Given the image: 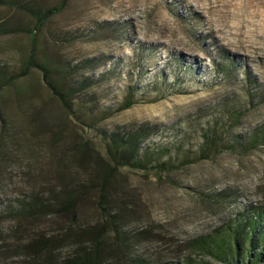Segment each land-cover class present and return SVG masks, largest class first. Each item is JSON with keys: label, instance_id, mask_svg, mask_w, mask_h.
Masks as SVG:
<instances>
[{"label": "rangeland", "instance_id": "obj_1", "mask_svg": "<svg viewBox=\"0 0 264 264\" xmlns=\"http://www.w3.org/2000/svg\"><path fill=\"white\" fill-rule=\"evenodd\" d=\"M64 1H0V70L32 52L46 68L0 93V264H219L192 242L264 211V141L247 146L264 125V0H68L42 24L24 9ZM46 77L95 81L77 96L81 121ZM139 127L172 169L112 164L104 133ZM65 189L86 192L20 215L19 199Z\"/></svg>", "mask_w": 264, "mask_h": 264}, {"label": "trees", "instance_id": "obj_2", "mask_svg": "<svg viewBox=\"0 0 264 264\" xmlns=\"http://www.w3.org/2000/svg\"><path fill=\"white\" fill-rule=\"evenodd\" d=\"M67 1L68 0H65L64 3L57 8L40 9L25 4L24 9L36 19L38 23L42 24L52 18L56 13L60 12L65 7ZM3 29V25H0V32H2ZM33 46H35V40H33ZM37 66L46 71V68L37 64L34 52H32L28 57L26 65L20 71L6 73L0 70V93L10 87V85H14L16 82L26 77L30 70ZM74 72H77V69H74ZM82 78L74 79V77H71L67 79L65 82L66 89H61L59 84H54L46 77L48 86L63 108L68 114L80 121L81 118L78 111L80 108L75 107L77 96L95 84L92 78ZM131 97L132 98L128 99L125 105L118 109L119 111L129 109L137 102L133 100L134 96ZM104 134L107 139L108 151L110 153L109 158L115 167L144 170L159 169L161 171L173 168V161L168 159L170 162L169 165L168 161L165 162L164 157L153 156L152 152L154 150L151 151L150 146L145 144L150 138V130L147 127H139L126 132L116 130L110 134L107 132ZM205 139L204 143L208 145L210 141L206 135ZM261 141H264V125L254 132L251 141H248L250 144H247V146L251 145V148H256V145L260 144ZM209 150L210 148L201 150L202 155L199 156V160L209 159L211 157L208 154ZM190 157L191 156H187V159ZM109 185L110 182L107 176L101 178L99 187H97L99 188L97 194L101 208L107 209L108 213L111 214V204L108 202L107 196ZM84 187L85 186H83V188ZM84 192H86L84 189H73L69 191L65 189L63 192H59V194H46L47 197H44L43 194H32V196L28 198L24 197L19 199L17 207L20 215L39 213L51 214L56 208L60 210V208L73 207L78 199L82 197L81 193ZM97 237H99L100 240L104 239L102 234L98 236L95 232L93 238L95 242L99 241ZM191 247L199 251L204 257L219 264H264V211H257L253 215L243 214L242 218H237L234 223L227 224L226 228L215 231L212 236L200 238L192 242ZM94 251V253H96V250ZM184 264L210 263H198L194 260H190L186 261Z\"/></svg>", "mask_w": 264, "mask_h": 264}]
</instances>
